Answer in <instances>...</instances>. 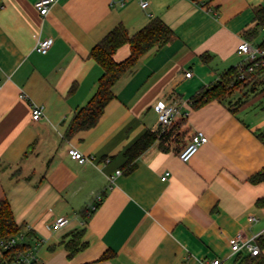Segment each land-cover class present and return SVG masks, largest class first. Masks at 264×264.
<instances>
[{"label":"crops","instance_id":"crops-1","mask_svg":"<svg viewBox=\"0 0 264 264\" xmlns=\"http://www.w3.org/2000/svg\"><path fill=\"white\" fill-rule=\"evenodd\" d=\"M1 1L0 198L27 241L39 242L35 264H233L230 237L241 232L264 242V205L257 204L264 180H249L264 172V80L235 92L230 105L190 104L200 88L239 65L236 47L264 0H205L207 7L194 0H146V7L139 0H53L45 16L36 0ZM154 17L173 36L117 79L94 126L69 131L103 72L90 49L117 24L132 34ZM257 36L251 42L264 38ZM37 37L52 39L44 54L34 49ZM128 54L124 44L113 57ZM31 103L43 108L38 120ZM157 103L180 110L166 128L172 134L126 171L125 149L147 129L161 130ZM197 130L207 141L182 162L178 151ZM70 147L91 160L72 159ZM59 216L68 223L51 229ZM80 230L84 247L69 256L65 243Z\"/></svg>","mask_w":264,"mask_h":264},{"label":"trees","instance_id":"trees-1","mask_svg":"<svg viewBox=\"0 0 264 264\" xmlns=\"http://www.w3.org/2000/svg\"><path fill=\"white\" fill-rule=\"evenodd\" d=\"M256 24L246 36L248 40H252L257 36L258 29L264 25V5L255 9ZM173 36L172 30L159 18L154 17L145 23L136 32L129 34L122 24H117L109 30L89 51V57L94 59L102 68V74L97 80V86L85 105L80 107L73 114L69 123V131L77 129H86L94 126L101 116L107 102L113 98L112 87L117 79L125 72L131 70L138 58L151 47L168 41ZM127 44L129 46V54L123 60H115L113 55L116 50ZM264 46V38L257 43ZM204 58V56H203ZM264 80V65H258L253 71L244 70L243 76L237 66L229 67L220 73L218 79L209 86L202 87L190 98V104L194 108H198L211 100L226 101L230 105L231 97L235 92L249 87L252 90ZM171 129L161 131L147 129L142 133L131 145H129L124 155L126 157L124 166L126 171L133 168L134 160L154 141L160 140L161 144L170 138ZM178 134H176V137ZM253 183L264 180V172L258 171L249 177ZM257 204L264 205V196L257 200ZM82 216L86 214V210L80 212ZM23 225L15 222L8 201L0 198V240L22 231ZM28 233V232H27ZM82 230L73 232L71 237L65 243L68 255H73L77 250L84 247L80 242ZM29 243V242H28ZM260 252L257 255L250 256L237 253L233 264H264V242L257 243ZM26 244L18 245L11 250H3L0 247V263L10 256L23 250ZM108 255L101 256L102 259Z\"/></svg>","mask_w":264,"mask_h":264},{"label":"built area","instance_id":"built-area-1","mask_svg":"<svg viewBox=\"0 0 264 264\" xmlns=\"http://www.w3.org/2000/svg\"><path fill=\"white\" fill-rule=\"evenodd\" d=\"M196 4L202 7H207L205 0H194ZM53 0H36L34 2V7L37 9L41 16H45L49 11V6L52 4ZM142 7H146L148 2L146 0H139ZM2 7V1L0 0V8ZM261 30L264 31V25H262ZM52 44L51 38H36V43L34 49L39 53H46ZM237 54L242 58L238 67L240 72V77L243 76L244 70L253 71L258 65H264V46H259L257 43L251 42L247 39H241L236 47ZM191 75V70L185 71V76L189 77ZM157 113V120L161 131L165 130L173 121V118L179 114L180 110L175 103H157L154 106ZM43 114V108L40 105L31 103V118L32 120H38ZM185 115V114H183ZM207 141V136L200 130L195 131L190 140L178 151V158L182 162H187L191 157L197 152L199 146ZM68 155L78 161L79 163H84L90 161L91 158L84 155L79 149L75 147H70L68 149ZM121 171L116 170L115 174H119ZM169 172H165L161 179L165 180ZM112 179V176L110 177ZM99 200V197H97ZM95 205L89 206L92 210ZM89 211V210H88ZM249 220H253V216L248 217ZM68 223V218L65 216L57 217L51 225V229L57 230ZM26 244L23 250H18V253L5 259L2 264H35L38 260L37 256V245L39 242L28 243L27 236L22 233H17L6 239L0 240V247L3 250H11L16 248L18 245ZM229 246L232 254L242 253L250 256L257 255L260 250L257 244L254 242V237L245 238L241 232L236 233L229 239ZM180 264H186L185 261L180 262ZM203 264H221L219 258H213L211 260H205Z\"/></svg>","mask_w":264,"mask_h":264},{"label":"rangeland","instance_id":"rangeland-1","mask_svg":"<svg viewBox=\"0 0 264 264\" xmlns=\"http://www.w3.org/2000/svg\"><path fill=\"white\" fill-rule=\"evenodd\" d=\"M260 29V28H259ZM264 35V31H262L261 29L259 30V34L257 36V40L256 41H259V39ZM19 233H22L24 235H27V232L25 229H23L22 231H20ZM26 233V234H25ZM2 264V263H0Z\"/></svg>","mask_w":264,"mask_h":264}]
</instances>
